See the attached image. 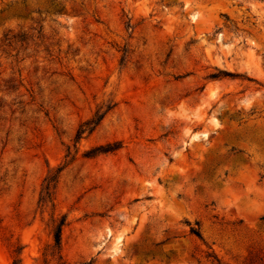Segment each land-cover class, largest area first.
I'll return each instance as SVG.
<instances>
[{"label": "rangeland", "instance_id": "rangeland-1", "mask_svg": "<svg viewBox=\"0 0 264 264\" xmlns=\"http://www.w3.org/2000/svg\"><path fill=\"white\" fill-rule=\"evenodd\" d=\"M263 219L264 0H0V264H264Z\"/></svg>", "mask_w": 264, "mask_h": 264}, {"label": "trees", "instance_id": "trees-1", "mask_svg": "<svg viewBox=\"0 0 264 264\" xmlns=\"http://www.w3.org/2000/svg\"><path fill=\"white\" fill-rule=\"evenodd\" d=\"M225 76H231L233 77L232 74H225ZM212 78H218V76H212ZM103 116H97L95 119H93L92 121L90 122H87L83 125V128H85L84 130H80L79 131V136H81L82 134H84V132H86L87 130L88 131H93V128L97 127L101 120H102ZM91 126H93V128H91ZM50 187V184L48 185V187L46 188L47 190V196L48 198L50 197V194H49V188ZM264 220V219H263ZM65 225V220H63L62 222L58 223L57 227H56V230L54 231V243H55V246L60 248L61 247V234H62V228L63 226ZM191 232L192 234H194L195 236H197L198 238H201L202 235H201V232L199 229H191Z\"/></svg>", "mask_w": 264, "mask_h": 264}]
</instances>
